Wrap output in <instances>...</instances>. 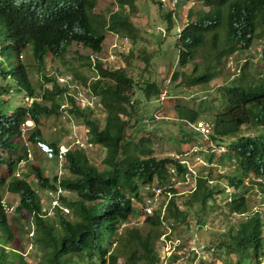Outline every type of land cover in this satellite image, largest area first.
I'll return each instance as SVG.
<instances>
[{"label":"trees","instance_id":"16d2710c","mask_svg":"<svg viewBox=\"0 0 264 264\" xmlns=\"http://www.w3.org/2000/svg\"><path fill=\"white\" fill-rule=\"evenodd\" d=\"M113 2L107 12H95L98 0H0V35L13 39L12 48L16 53L30 45L31 55L37 62L35 70L43 85H47L36 91L25 64L16 59L11 66L5 59L0 60V264H161L157 247L161 219L167 220L173 238L179 239L176 226L187 228L189 212L194 221L189 225L188 239L193 238L194 232L205 225L213 213L219 212L224 220L235 215L242 217L235 224L229 221L222 232L211 231L206 242L196 238L195 243L201 241L205 250H211L210 258L202 260L199 256L198 264L215 260L221 264H263L264 220L261 212L254 209L256 203L245 194L249 186L255 184L261 188L264 198V49L260 52L259 65L255 67L254 58L248 55L244 65L251 64L252 71L247 75L240 72L222 87L227 105L206 124L209 143L204 150L206 160L213 163L215 159L216 165L226 161L231 165L233 161V172L197 173L193 177L192 191L180 200L177 188L169 180L168 169L174 166L177 178L183 179L184 165L170 155L156 157L148 136H135L129 131L131 119L139 113L140 102L143 99L148 102L161 93L154 80L128 73L134 48L126 55L123 66H110L109 62L103 65L97 57L92 62L86 57L82 63L86 66L93 63L94 77L91 79L79 77L76 70L70 73L79 87L80 97L93 98L95 109L80 106L75 99L76 88L67 87L55 78L56 74L68 73L55 68L52 73L42 70L49 62L45 63L47 59L65 61L67 49L72 44L100 52L105 32L129 41L131 47L141 44L144 37L130 15L135 10L136 0ZM152 2L158 5L159 17L165 21L166 29L170 28L175 8ZM201 2L204 8L189 9L184 25L176 30V65L178 78H181L179 85L183 86H191L193 81V85H206L215 78L223 60L235 52L252 48L264 35V0ZM113 5L116 6L112 9ZM125 7L132 11L121 12ZM199 48L201 55L198 62H194ZM143 54V50L138 49L135 57L149 64L148 57ZM189 63H192L190 71L184 72L183 68ZM7 79L13 86L1 83ZM11 89L38 99L30 105L14 104L4 96ZM62 103L66 106L61 109ZM93 110L104 115L102 123L92 117ZM174 111L179 120L188 124H193L199 116L194 107L178 103ZM59 114L80 122L86 139L95 146L81 150L74 145L67 150L63 155L67 171L64 177L50 176L36 163L29 166L28 174L16 177L12 152L21 124L25 119L33 121L28 138L35 142L41 139L40 127L44 121L51 116L57 119ZM244 127L250 133H244ZM50 145L56 151V144ZM96 147L104 151L100 158L94 155L97 164L92 163L86 153ZM216 152L225 153L227 158H213ZM153 180L156 184H167L166 190L172 193L164 212H161L164 203L161 199L150 213L141 208V215H136L134 200H140L143 192L150 194L148 188ZM57 186L65 189L59 199L69 208V213L56 207L47 215L42 212V200L36 191ZM228 187L231 190L227 191ZM4 191L19 196L11 221L2 201ZM25 213L29 215L30 224L28 220L25 225L20 224L19 218H24ZM141 216L149 225L145 233L134 223L140 221ZM28 225L33 229L31 236ZM19 232L24 233L25 245L17 237ZM12 244L21 252L5 249ZM28 245L32 249L29 253L33 263L26 259ZM122 246L129 248L128 253H122ZM187 247L181 239L177 245L181 253L173 252L168 263L176 262L180 255H186L188 262L195 259L193 252L184 251Z\"/></svg>","mask_w":264,"mask_h":264},{"label":"rangeland","instance_id":"374dc122","mask_svg":"<svg viewBox=\"0 0 264 264\" xmlns=\"http://www.w3.org/2000/svg\"><path fill=\"white\" fill-rule=\"evenodd\" d=\"M113 1L114 0H98V5L95 8V12H107V10L111 9V5L114 4ZM115 6L116 5H113L112 9ZM171 6L172 5L170 4L167 6V8ZM199 8H204L202 6L201 0H178V3L175 6V17L172 20V25L170 26V28L166 29L165 21H163V19L159 17L160 10L156 3L152 2V0H136L135 10L133 11V13L130 14L131 20L139 26V32L144 37L142 43L139 44L137 47H131V43L129 41L121 37H116L110 32H105V40L102 44L103 48L100 52L94 53L91 52L89 49L82 47L81 45L72 44L67 49L65 61H61L58 59H47L45 63L47 61L49 62L46 63L47 65H45L42 70L46 73H52V69L55 68L68 74H73L72 72L76 70L79 74V77H86L91 79L92 77H94V72L91 66H86L85 63H82L85 62L86 57L91 56L95 58V56H99V58L101 59L105 58L106 56L107 59L111 57H116V59L112 60L110 66H123L126 62V55L130 52V49L134 48V56L131 59V66L127 68L128 73L131 76H145L147 78H150L151 80H154L159 85L161 92L165 93L164 99L160 100L162 94L161 93L159 97H153L149 99L148 102L146 99H143V101L140 102V104L138 105L139 113L134 116L133 119H131L130 124L131 122L133 123L129 127V131L131 133H135V136H148L152 153L156 157L169 155L172 156V154L177 152V149L188 151L189 148L193 146V144H197L201 148L200 155L202 156L204 154V158L198 155L197 159H194L193 155L192 160H195V162L192 163L194 175H196L197 173L199 174V172L201 174H205L206 172H211V174L215 172L225 174L231 173L233 172V161H231V165L227 164L229 163L228 161H226L223 165H216L215 159L212 161L213 163H210L208 160H206V152H204V150L209 144L207 142V139L205 138L206 135L202 136L201 134H198L187 122L179 120L177 118L176 112L174 111V106L175 103H178L180 106L187 105L190 107H194V109L198 110L199 112V116L197 119L198 121H204L206 124L211 123L214 119L215 113L221 112L227 105L226 98L225 96H223L224 88L222 87L231 83V81L236 76H238L240 72H243L247 75L252 71L251 64L244 65L248 55H251V57L254 58L255 67L260 64V52L264 49V35L262 38L254 42L252 48L235 52L229 55L226 61L223 60V64L219 66L215 78H213L206 85H193L195 81L191 82V86L179 85L181 78H178L176 65L178 55V48L175 44L176 30L177 28H181L184 25L189 9L196 11ZM131 11L132 10L127 7L121 9V12L128 13ZM6 38L7 43L10 41L13 42L10 37ZM1 41L5 42L3 38H1ZM4 45H6V43H0V51H3L2 47ZM114 48H116V52L113 54ZM138 49L143 50V55L148 57V63L150 62L149 64L145 65L144 61L141 58L135 57V54ZM201 51V48H199L198 52L196 53L194 62H198V58L201 55ZM140 54L142 55V51ZM3 57L6 61L9 62L11 66L15 65L17 54L15 53L14 49H6L3 53ZM19 58L20 61L27 66L28 74H30L31 81L35 85L36 91H38V88L40 86L46 88L47 85L45 84L44 86L43 83L40 81L39 72L36 73L35 65L37 62L30 54L29 49H27V47L24 49L22 57ZM103 64H106V61ZM191 67L192 63H189L185 68H183V71L188 73ZM1 83L3 85H12V81L8 79L5 81L2 80ZM203 96H206V99H202ZM5 97L6 99H9L14 102V104L26 105L24 94L22 92L17 93L14 90H11L10 94L5 95ZM151 115L159 116L160 118H154L152 120L153 122L149 124V126L144 125L142 123L141 118H143V116L150 118ZM103 116L104 115L97 110H93L92 112V117L98 119L101 123ZM57 119L58 121L56 122L58 123V125L65 129V123L64 121H62L64 120L62 116L57 117ZM54 120H56V116L48 117L44 121L45 124L43 125V127L40 128L42 129V138L44 140L48 142L51 140H57L58 143L59 140H63V137L59 132L52 130ZM62 128H60V131H62ZM242 131L247 134L250 133V131L245 127L242 129ZM20 141L21 139H18L19 143ZM32 150L34 153L33 162L37 161L46 174L55 175L58 167L57 159H50L49 156H47V158L44 153L39 152L38 149L36 151L33 147ZM86 153L89 155L91 162L97 164L94 158H100V155L103 156L104 151L101 147H96L93 150L86 151ZM94 155H96V157ZM216 157L227 158V155L225 153L218 154L216 152L214 153L213 158ZM244 181L249 183L250 180H248V178H245ZM151 185H156V181L153 180L151 182ZM177 188L178 190L186 189V187H182L180 185H178ZM226 190L228 191L231 189L230 187H228L226 188ZM260 192L261 188L258 185H250L248 192L245 194V197L251 199V201L256 203L254 209L261 212L262 219L264 220V198L261 196ZM187 193H189V188H187L185 191H178L177 195L179 196L180 200H182ZM18 199L19 197L17 194H11L7 191L4 192L3 201L7 217L10 221L16 214L15 207L18 203ZM48 202H50L49 199ZM143 202L144 198L142 194L140 200H134L136 215L140 214V209L143 206ZM219 214L220 213L218 212L216 213V215H214V213L210 215L209 221H207L205 225L198 229V231L194 232L195 234L192 239H196L197 237H199L200 240L206 242L210 237L211 231L222 232L226 230L229 226V221L235 224L237 220L242 218L239 215H235L229 218L228 220H224L221 218V216H219ZM189 216L190 217L188 220L187 228L182 225H178L176 226L175 233L180 235L181 237L179 238L180 240H177V242H181L182 239L185 244L190 245L192 240L188 239L190 231L188 229L189 225L193 223L194 219L191 217V212H189ZM131 217L134 218V215H132ZM19 221L20 224L25 225L26 219L25 217H20ZM134 223L136 224V227L141 233H145L149 229V225L143 220L142 216L140 221ZM162 226L163 225L161 224L160 227ZM17 237L20 239L21 244L25 245L24 233H17ZM10 246L12 250L15 249V251H20V248L17 247V245L12 244ZM29 247L30 245L27 246V252H30L32 250L30 249L31 247ZM184 249V251H186V248ZM121 250H123L122 253H128L129 248H127L126 246H122ZM164 250L167 253L165 254V257H167L171 249L170 247H162L160 249V257L163 256L162 252H164ZM199 254L202 260H206L207 258H210L211 250H205L204 252L200 251ZM183 257L186 256H182L179 262L172 264H198L199 256L190 263L187 261V259H183ZM26 259L30 263L34 262L31 258L30 253L26 255ZM120 260H122L121 257L119 261ZM208 264L221 263L218 260H215L213 263Z\"/></svg>","mask_w":264,"mask_h":264},{"label":"clouds","instance_id":"9594fccd","mask_svg":"<svg viewBox=\"0 0 264 264\" xmlns=\"http://www.w3.org/2000/svg\"><path fill=\"white\" fill-rule=\"evenodd\" d=\"M155 1L161 3L158 0H155ZM177 3H178V0L175 3L171 4L172 5L171 8H175V6H176ZM167 6H165V7H167ZM6 37H9V36L8 35H5V34L0 35V43H2V44H5L6 43V45H4L2 47V50L3 51H0V60H2V61L4 60L3 53L5 52V50L8 49V48L13 49L12 48V45L14 44V41L13 42L10 41V42H8L10 44H8L6 42V39H7ZM1 38H3V40L5 42H2L1 41ZM26 47H27V49H29V52H30V45H27ZM25 48L21 49V51L19 53H16V51L14 50L15 53L17 54V58H16L17 61L21 62L19 57H22V53H23V51H24ZM115 52H116V48H114L113 54ZM30 54H31V52H30ZM96 57L97 56H95V58ZM106 57L101 59L98 56L97 58L102 63H104L105 61L106 62L109 61V63H112V60L113 59H116V57H111L109 59H107ZM89 58H90V60L92 62L93 57L90 56ZM103 65H105V64H103ZM92 66H93V63H91V67ZM36 73H38V72H36ZM28 77H29V79L31 81L30 74H28ZM55 78L60 83H66L67 84V87H75L76 88L75 99L77 100V102L79 103L80 106H88L90 108L95 109L94 108L95 105L93 103V98H86V97H82V96L80 97L81 94L79 92L80 91L79 90V87L73 81V78L71 77V74H64V75H58V74H56L55 75ZM31 83L33 84L32 81H31ZM11 86H13V82H12V85ZM33 86H34V84H33ZM11 90H9V93L8 94H10V91ZM21 92L24 94V99H25L26 105H30L34 99H38L37 96L36 97L35 96H30V95H27L24 91H21ZM17 93H20V92H17ZM164 93L165 92H163L161 94L160 100L161 99H164ZM160 94L158 95V97L160 96ZM17 105H19V104H17ZM21 105H25V104H21ZM64 106H66V103H64V104L62 103L60 105V108L62 109V107H64ZM60 116H62V118L64 119L62 121H64V123H65V129H63L61 126L58 125V123L56 122V121H58V119L55 120V124L53 125V128H52V130L59 132L61 134V136L63 137V140H59L58 143H57V140H55L56 142L53 141V140H51L49 142L46 141V140H44L42 138V132H41V139L36 140L35 142H32L31 140H29L28 135H29L30 130L34 127L33 121L31 119H25L24 122L21 124L20 135L14 139L15 144H16V147H15V150H13V152H12V158L14 159L15 166H16V169H15L16 171L14 173L16 177L21 178V177L24 176V174H28L29 166L31 164H33V163H36V165H38V166L41 167V165H39L37 161L33 162L34 153H33L32 147L35 148L36 151L38 149L39 152L44 153L46 155V157L49 156L50 159L51 158H56L57 159L58 167H57V172L55 173V175H57L59 178H61V177L66 176V174H67V171H66V169L64 167V163H63V155H64V153L67 150H69L74 145H77L81 150H87V148H91L92 146H95L93 143H91L90 141H88L86 139L85 130L82 127V125H81L80 122L76 121L71 116L66 118L65 115L59 114L57 117H60ZM154 118L159 119L160 117L159 116H155V115H151L150 118H148L146 116H143V118H141V120H142V123L144 125L149 126V124H151L153 122L152 120ZM197 122H201V123H203L207 127L206 123L204 121H201V120L200 121L196 120L193 124H189V125H191V127L194 129V131H197L202 136L207 135V133L204 134L199 129L196 128ZM43 125L41 127H43ZM60 128H62V131H60ZM41 131H42V129H41ZM68 131H69V133H68ZM18 139H21L20 143L18 142ZM52 142H54L56 144V151H54V148L51 147V145H50ZM200 151H201V148L197 144H193V146L191 148H189L188 151L187 150H183L182 152H178L177 151L176 153L172 154V156L171 155L170 156L178 164L184 165L185 169H187V164L190 165V166H192V163L195 162L194 159H197V156L200 155ZM193 155H194V159L192 160ZM28 163H29V165H28ZM168 171H169V174H170L169 180L173 183L172 184L173 187L177 188V186L180 185L182 187L183 186L186 187V189L189 188V192L192 191L193 186H194V180H193V177L195 176L194 174H191L189 181L188 182H185V175H184V178L183 179H178L179 177L177 178L176 174L178 172L176 171V169H175L174 166L170 167L168 169ZM32 181L33 180L31 178L30 182L32 183ZM157 188H160V192H158L156 194V196H155V190ZM166 188H168V185L167 184H156V185H151L148 188V190L150 191V194H148V193L145 194V192H143L144 202L142 204L143 205L142 208H143V211L144 212L150 213L151 208L153 206H155L156 204H158L161 201V199H163L164 200V203H163V205L161 207V212L163 214L164 209H165V203L167 202V200L172 195V193L170 191L166 190ZM186 189H180V190H178V188H177V191H185ZM64 192H65V189L62 188L61 186H57L54 189L51 188V189H46V190H42V191L37 190L36 193L39 195L40 199L42 200V207H41L42 208V212H44L47 215H49L52 212V210H54V208L58 207L64 213H66V214L69 213V208L66 207V206H64V205H62L60 203V199H59V196L62 193H64ZM11 194H15V193H11ZM3 197H4V195H3ZM48 199L50 200V202H48ZM3 204H4V201H3ZM65 208H67L68 211H65L64 210ZM28 218H29V215L27 213H25V219H26V221L28 220V224H30ZM168 222H169V220H168ZM161 224L163 226L161 227V234L159 236V240H158L159 242L157 244L158 253H159V257H160V249L162 247H168V248L170 247L171 250L168 253V256L165 257V254H167V253L164 250V252H162V255L163 256L160 257V259L162 260L161 264H169L167 259L169 258V256L173 252L176 251L178 254L181 253L180 250H177V245L180 242L179 241L177 242V240H179V239L173 238V235L171 233V227L167 223V220H165V218L161 219L160 225ZM28 226L30 227L29 228L30 231L28 232V235L31 236L33 234V229H32V226H30V225H28ZM191 240H192V242L190 243V245L188 244L189 247L186 248V251L187 252L188 251L193 252L192 250H190V246L191 245H194V246H197V247H199L201 245L202 248L200 249V251L201 252H204L205 251L204 245H202L201 241L199 243L198 242L195 243L196 239H191ZM5 249L6 250H9V249L12 250V248H9V247H6ZM13 250H15V249H13ZM27 251L28 250L26 248L25 255L29 253ZM193 253L196 255L195 258H197L198 256H200L199 253L198 254L195 253V252H193ZM182 256L183 255H180L179 259L176 262H179L180 261V258ZM186 257H183V259L186 260ZM192 261H194V259ZM192 261H190V262H192ZM176 262H173V263H176Z\"/></svg>","mask_w":264,"mask_h":264},{"label":"built area","instance_id":"2783aa9c","mask_svg":"<svg viewBox=\"0 0 264 264\" xmlns=\"http://www.w3.org/2000/svg\"><path fill=\"white\" fill-rule=\"evenodd\" d=\"M158 1H160L164 6H166V5H170V4L175 3L177 0H158ZM196 128L199 129L204 134L207 133V131H208V128L201 122H197ZM191 174H194V171L192 169V166L187 164V169H186L185 174H184L185 175V182L189 181ZM158 192H160V188H157L155 190V196ZM64 210L68 211L67 208H65ZM201 248H202L201 245L199 247L194 246V245L190 246V250H192L193 252H195L197 254L200 252Z\"/></svg>","mask_w":264,"mask_h":264}]
</instances>
